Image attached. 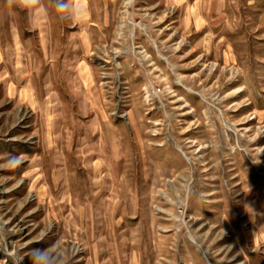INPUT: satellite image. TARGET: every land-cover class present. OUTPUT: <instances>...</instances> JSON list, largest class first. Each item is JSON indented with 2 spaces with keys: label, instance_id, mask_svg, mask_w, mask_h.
Masks as SVG:
<instances>
[{
  "label": "rangeland",
  "instance_id": "obj_1",
  "mask_svg": "<svg viewBox=\"0 0 264 264\" xmlns=\"http://www.w3.org/2000/svg\"><path fill=\"white\" fill-rule=\"evenodd\" d=\"M0 264H264V0H0Z\"/></svg>",
  "mask_w": 264,
  "mask_h": 264
},
{
  "label": "clouds",
  "instance_id": "obj_2",
  "mask_svg": "<svg viewBox=\"0 0 264 264\" xmlns=\"http://www.w3.org/2000/svg\"><path fill=\"white\" fill-rule=\"evenodd\" d=\"M20 4L25 7H31L38 3V0H19ZM79 2L86 4L87 0H79Z\"/></svg>",
  "mask_w": 264,
  "mask_h": 264
}]
</instances>
